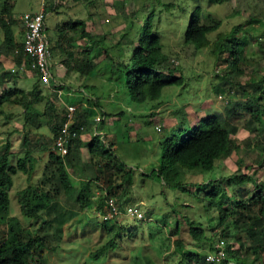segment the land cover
I'll return each instance as SVG.
<instances>
[{
	"label": "trees",
	"instance_id": "obj_1",
	"mask_svg": "<svg viewBox=\"0 0 264 264\" xmlns=\"http://www.w3.org/2000/svg\"><path fill=\"white\" fill-rule=\"evenodd\" d=\"M225 4L227 0H148L137 10L138 15L132 12L127 17L130 25L120 33L117 45L129 47V55L122 53L114 57L106 52L105 60L116 77L115 83L120 99L126 104L151 110L147 124H155L158 121L159 114L155 109L164 102V89L182 86L186 79L182 72L184 66L188 62H193L201 53L208 52L218 60L222 58V63L226 65V76L221 74L219 76L216 73L215 76L222 82L217 83L213 91L215 94L221 93L220 97L222 95L228 97L224 103L226 105L229 103V93L236 92L232 89L231 75L240 78L246 73L245 47L249 40L246 33L243 35L241 24L227 33L218 32L223 21L214 18L208 9L211 6L221 7ZM13 9L14 4L10 2H4L0 6V89L6 83L14 84L19 73L6 70L2 58H10L18 69L22 65L29 69L22 43H17L15 39L13 29L17 19L12 14ZM262 26L264 28V22ZM56 30L58 37L52 46L53 49L64 50L69 59L75 61L67 65L66 75L75 71L87 77L95 66L84 57L80 62L74 58L75 54L70 50L72 41L75 37L81 36L90 42L91 50L101 45L102 39L96 40L87 32L84 19L61 22L56 25ZM170 37L176 38V47L167 53L164 49ZM64 39L67 42L61 47L60 40L64 41ZM263 39L264 31L259 34V38H256L258 51L261 53H264ZM176 71L180 72L179 75H176ZM53 76L56 77L54 74ZM38 84L39 78L28 92L15 88L0 94V107L9 101H14L22 107L25 130H28L26 127H33L36 130L46 127L51 134V142L44 144L43 136L26 132L22 142L24 152L16 164L11 162L9 141L0 147V230H3L0 231V264H46L43 255L44 240L38 234L35 236L30 228L10 215L8 191L13 186V178L18 173L28 175V179L31 178L36 163L35 153L47 152L48 160L43 171L44 180H47L48 169L55 171L64 192L74 200L82 212L93 206L91 199L94 196V189L98 186L97 191L100 195L96 197L95 209L98 207L97 209L101 210L106 198H114L121 213H125L126 195L133 184V173L125 171L122 167L117 168V163L120 162L115 154L118 136L109 141L106 134L103 139L92 135V121L95 114L104 116V120L98 125L102 131L105 119L113 117V114L108 115L103 109L99 102L101 97L96 96L95 101L98 113L91 107L81 108L77 104L73 129H78V137L71 142L68 153L62 157L52 152L51 144L61 132L62 124L66 120V109L58 107L59 99L56 93L44 96ZM237 85L242 97L250 95L233 104L231 117L237 118L243 112L248 113L246 122L249 129L247 130L252 132L255 123L264 124V76L255 82L253 78H249L246 86H241L240 83ZM226 87L229 88L226 90L227 95L224 94ZM249 87L252 88L251 92L247 90ZM44 102L45 109L41 114L31 111L34 106ZM242 110H244L242 113L238 112ZM125 113L127 112L120 110V115ZM182 117L183 120L177 121L174 128L168 129L169 135L167 134L160 143L159 161L146 176L154 175L165 186L188 192L187 189L185 190L186 176L195 172H210L217 160L233 157L241 145L231 140L234 127L225 126L226 120L216 113L191 121L189 129L183 134L179 126L185 120V117ZM248 123L253 124L250 126ZM173 131L177 133L174 134ZM83 134L86 137L79 139ZM258 134L264 136V131ZM246 140L251 148L260 146L259 143L252 145L248 137ZM84 149L89 155L88 160L83 157ZM260 149L263 156L264 149ZM261 160L264 161V157ZM107 169L112 171L118 169V171L114 172L106 182ZM77 175L78 185L73 181ZM236 179L240 183L251 182L255 186L254 191L247 194L246 190L238 188L227 196L223 186L214 184L205 186L201 182L191 184L194 185V198L200 200L206 208L214 209L216 212V218L209 217L215 222L211 229L215 227L219 229L208 234L207 227L202 222L187 219L186 240H183L180 233V219L176 218L173 230V234L176 235L173 241V254H177L178 257L175 264H194V262L212 264L206 260V256L218 251L219 248L215 244L219 243H223L226 255L218 264H229L230 261L235 264H247L249 257L255 263L264 264V182L257 183V179L252 174L237 176ZM43 182L38 185L29 183L18 192L20 212L26 220H37L41 212L51 204V194L41 188ZM120 188L123 194L119 191ZM144 220L147 219L132 220L139 225L135 228V233L130 236L136 235L138 233L136 231L141 229L139 226L146 224L147 221ZM109 222L117 229L109 230L108 233L113 235L102 247L91 253L94 260L104 257V254L110 250H117L121 244L130 243L126 236L130 226L119 224L117 219L102 221L100 226H106L110 224ZM51 227V223L46 222L44 231H48ZM206 245L209 251L201 252L199 248L203 249ZM147 264L150 262L148 261Z\"/></svg>",
	"mask_w": 264,
	"mask_h": 264
},
{
	"label": "rangeland",
	"instance_id": "obj_2",
	"mask_svg": "<svg viewBox=\"0 0 264 264\" xmlns=\"http://www.w3.org/2000/svg\"><path fill=\"white\" fill-rule=\"evenodd\" d=\"M147 1L0 0V6L4 2L14 4L12 14L17 22L13 30L15 39L19 44L22 43L24 37L23 23L19 18L26 13H34L42 8L47 10L45 34L48 37L51 52L52 73L57 77L54 78L57 79L59 85L61 84L63 87L60 88L61 97L55 91L42 87L40 82L38 87L44 96L56 93L57 99L60 100L57 101L59 108H65L64 102H67L76 106L78 104L81 108L91 107L97 112L96 96L101 97L99 102H101L105 112L108 115L113 114V117L110 116L105 119L103 131L106 132L107 140L118 136L115 154L120 162L117 163V168L122 167L125 171H131L134 176L132 187L126 195L125 207L139 208L144 214V219H147L144 220L147 221L146 224L139 226L141 229L136 231L138 233L130 236L135 233V228L139 225L138 222H133V219L130 220L126 216L119 215L117 222L121 225L130 226L126 233L130 243L121 244L117 250H110L104 254V257L94 260L91 253L102 247L113 235L108 231H114L117 227L111 225L110 222L106 226H100L102 219L97 217L90 208L89 211L82 212L74 200L64 192L62 183L55 171L48 169L47 180H44L43 171L48 160L47 152L35 153L36 163L33 166L31 178L28 179V175L23 173H18L13 178V186L8 191L10 215L30 228L35 236L38 234L44 240L43 255L46 258V264H147L148 261L150 264H175L178 257L177 254H173V241L176 239L173 230L176 218L180 219V233L183 240H186L187 219L202 222L203 225H206L208 234L219 229L216 227L211 229L215 224L211 219L216 218V212L214 209L206 208L200 200L194 198V185L191 184L201 182L205 186H209L211 183L216 186H223L227 196H229L232 191L238 188L246 190L247 194L255 189L251 182L240 183L236 179L237 176L252 174L257 179V183L264 182V161L261 160L264 155H261L260 149H264V136L258 134L264 131V124L255 123L254 131L250 132L247 130L249 128L246 122L248 113L242 110L238 111L239 113L243 112L242 115L236 116L237 118L231 117L233 104L250 95L242 97L237 83L246 86V81L249 78H253L255 82L264 76V53L258 51L256 41L259 34L264 31L262 26V22H264V0H227V4L221 7L211 6L208 9L214 18L223 21L218 32L227 33L233 27L241 24L243 26L242 33L243 35L246 33L249 40L245 47L247 63L244 67L246 73L240 78L231 75L232 89L236 92L229 93V103L227 105L224 103L228 97L223 95L220 97L219 94L221 93L215 94L213 91V87L220 81L222 82L215 75L217 73L219 76L220 74L226 76V65L222 63V58L218 60L208 52L201 53L193 62H188L184 66L182 72L186 79L182 86L164 89V102L155 109L159 114L155 124L146 123L149 120L148 115L151 114V110L126 104L120 99L115 83L116 77L105 60L106 52L114 57L122 53L129 55V47L117 45L120 33L130 25V20L127 17L132 12L138 15L137 10ZM80 19L86 21V30L93 38L102 39L101 45L95 46L91 50L89 49L92 46L90 42L81 36L75 37L72 41L70 50L75 54L74 58L80 62L84 57L95 66L87 77L75 71L66 75V67L72 64L73 60L69 59L64 50L55 51L52 47L58 37L56 25L68 20ZM66 42L65 39L64 41L60 40V46L63 47ZM175 47L176 38L170 37L166 41L164 51L168 53ZM1 60L4 61L5 69L10 70L12 62L5 58ZM32 72L27 68L19 72L17 80L13 82L14 84L6 83L0 89V94L15 88L24 92L30 91L33 85L38 82L37 75ZM179 73L176 71V75ZM228 89V87L225 88V95H227L226 90ZM247 90L251 92L252 88L249 87ZM44 109L45 102L34 106L31 111L41 114ZM120 110L127 113L120 115ZM23 113L22 107L14 101L6 102L0 107V147L9 141L13 164H16L18 158L23 155L22 142L26 132H34L38 136H43L44 144L51 142V134L46 127L39 130L26 127L28 130H25ZM215 113L226 120L225 126L234 127L231 140L241 147L233 157L217 160L210 172H195L186 176L185 190L187 189L188 192L167 187L154 175L152 177L146 176L159 161L160 143L167 137V134L169 135L168 129L174 128L177 121L183 120L182 116L185 117V120L179 126L180 132L183 134L185 130L189 129L191 121ZM156 126H159L161 130L157 131ZM172 133L177 132L173 131ZM247 137L252 145L259 143L260 146L253 148L248 146ZM83 157L89 159L86 149L83 150ZM238 161L240 162L238 163ZM117 171L118 169L105 170V181L107 182L111 175ZM119 175L121 176L120 171ZM77 177L78 175L73 178L76 185H78ZM41 181H44L41 186L42 190L49 192L52 196L51 204L41 212L37 220H26L20 212L17 201L18 192L28 186L29 183L38 185ZM97 190L98 186L94 189V195L99 194ZM119 191L123 194L121 188ZM46 222H50L52 225L48 231H44ZM118 223H116L117 226ZM127 240L125 239V241ZM215 246L218 245L215 244ZM199 250L206 253L209 251V247L206 245L203 249L200 247ZM251 259L249 257L247 264H260ZM231 263L235 264L234 262ZM194 264L196 263L194 262ZM212 264L218 263L213 262Z\"/></svg>",
	"mask_w": 264,
	"mask_h": 264
},
{
	"label": "built area",
	"instance_id": "obj_3",
	"mask_svg": "<svg viewBox=\"0 0 264 264\" xmlns=\"http://www.w3.org/2000/svg\"><path fill=\"white\" fill-rule=\"evenodd\" d=\"M46 11L45 8L39 10L36 13H26L20 19L24 27V38L22 42L23 54L29 62V70L33 71L39 78L42 87L50 89L62 94L60 91L59 82L54 78L51 70V52L49 49L48 37L46 36ZM25 68L22 65L20 71H24ZM15 72V68L11 69ZM61 97V95L59 96ZM66 108V120L62 124L61 132L54 138L51 150L55 155L65 156L68 153V148L71 142L78 137L77 132L72 130V124L74 122V113L76 106L73 104H67L64 102ZM104 120L101 115H97L93 118L92 135L98 136L103 139L105 136L103 132L98 128L99 123ZM157 130H160L159 126H156ZM105 204L101 210H96L95 215L103 220H110L117 218L121 215L119 208L116 206L113 198H106ZM125 214L131 218H143L142 212L136 207H128ZM218 251L215 253H209L206 256L208 262H220L225 258V251L218 246Z\"/></svg>",
	"mask_w": 264,
	"mask_h": 264
},
{
	"label": "clouds",
	"instance_id": "obj_4",
	"mask_svg": "<svg viewBox=\"0 0 264 264\" xmlns=\"http://www.w3.org/2000/svg\"><path fill=\"white\" fill-rule=\"evenodd\" d=\"M38 12V11H37ZM34 13H36V12H34ZM20 19V18H19ZM21 20V19H20ZM24 38V37H23ZM23 42V41H22ZM50 64H51V61H50ZM25 67V66H24ZM13 68H15V72H22V71H20V68L18 69V68H16L15 66L13 67ZM25 68H27V67H25ZM29 68V67H28ZM32 72V71H31ZM33 74H35L34 72H32ZM36 75V74H35ZM40 82V81H39ZM65 103H67V102H65ZM68 104V103H67ZM71 104H73V103H71ZM74 105V104H73ZM76 106V105H75ZM78 106V105H77ZM77 106H76V109H77ZM76 112V111H75ZM75 114V113H74ZM97 115H101L103 118H104V116L102 115V114H96V116ZM94 118V117H93ZM74 123V122H73ZM72 130H74V131H78V129L76 130V129H73V124H72ZM80 130H82V129H80ZM102 131V130H101ZM103 132V131H102ZM103 134L105 135V133L103 132ZM78 135V134H77ZM86 136L83 134V135H81V136H79V139H83V138H85ZM77 138V137H76ZM75 138V139H76ZM51 146H52V144H51ZM212 184V183H211ZM98 195H100V194H95L94 196H93V198L91 199V201H92V203H93V206L90 208L91 209V211H93V213L95 214V211H94V209H95V207L97 206V196ZM114 199V198H113ZM115 201V200H114ZM104 204H105V202H104ZM104 204H103V206H104ZM115 204H116V202H115ZM116 206H117V204H116ZM118 207V206H117ZM128 207H130V206H126L125 208L127 209ZM98 208V207H97ZM96 208V210H98ZM103 208V207H102ZM140 212H142L139 208H137ZM86 210H88L89 211V209H85V211ZM121 212V211H120ZM125 212H126V210H125ZM142 214H143V212H142ZM121 215H125L126 216V218H128V219H130V220H137L138 218H131V217H129V216H127L125 213H121ZM145 217H144V214H143V218H141V219H144ZM101 219V218H100ZM114 219H117V218H114ZM110 220H113V219H110ZM102 221H109V220H103L102 219ZM219 247H221L224 251H225V255H226V250L223 248V244L221 243H219V244H217ZM218 246H216V247H218ZM225 259V258H224ZM223 259V260H224ZM222 261V260H221ZM232 261H230L229 262V264H232L231 263ZM210 263H213V262H210ZM216 263H219V262H216Z\"/></svg>",
	"mask_w": 264,
	"mask_h": 264
},
{
	"label": "crops",
	"instance_id": "obj_5",
	"mask_svg": "<svg viewBox=\"0 0 264 264\" xmlns=\"http://www.w3.org/2000/svg\"><path fill=\"white\" fill-rule=\"evenodd\" d=\"M5 59H8V60H10V61L12 62V60H11L10 58H5ZM2 62H3V64H4V61H2ZM4 66H5V64H4ZM13 67H14V64H13V62H12V66H11L10 70H11Z\"/></svg>",
	"mask_w": 264,
	"mask_h": 264
}]
</instances>
